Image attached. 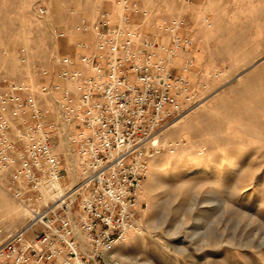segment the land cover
Masks as SVG:
<instances>
[{"label":"rangeland","instance_id":"374dc122","mask_svg":"<svg viewBox=\"0 0 264 264\" xmlns=\"http://www.w3.org/2000/svg\"><path fill=\"white\" fill-rule=\"evenodd\" d=\"M103 12L114 23L127 17L137 45L152 42L154 58L178 53L174 74H187L189 60L191 79L185 75L203 98L159 139L163 149L139 195V229L115 244V257L123 264H264V0H0V91L19 81L50 88L37 96L45 121L57 126L67 186L79 178L70 137L80 129L61 111L72 84L57 59L69 56L80 68L78 43L87 38L78 27ZM26 220L0 187V243Z\"/></svg>","mask_w":264,"mask_h":264},{"label":"built area","instance_id":"2783aa9c","mask_svg":"<svg viewBox=\"0 0 264 264\" xmlns=\"http://www.w3.org/2000/svg\"><path fill=\"white\" fill-rule=\"evenodd\" d=\"M128 23L105 12L84 20L78 29L94 40L78 43L85 51L80 68L69 56L57 59L72 84L63 89L61 111L80 129L70 137L79 175L73 185L64 183L68 170L52 135L57 126L45 121L37 96L50 88L19 81L0 91V187L27 217L0 243V264H123L113 248L139 229V195L163 149L158 141L203 102L186 73H173L175 52L154 58L152 42L137 45L139 32Z\"/></svg>","mask_w":264,"mask_h":264},{"label":"bare ground","instance_id":"6f19581e","mask_svg":"<svg viewBox=\"0 0 264 264\" xmlns=\"http://www.w3.org/2000/svg\"><path fill=\"white\" fill-rule=\"evenodd\" d=\"M120 13H121V11H120ZM122 15H123V13H122ZM121 15V16H122ZM88 41H90V40H88ZM177 54L178 53H174V55H173V64L175 65V58H176V56H177ZM188 62H190L189 60L187 61V63ZM187 63L183 66V68L182 69H185L186 71H187V74L186 75H188L189 76V78L191 79V77H190V73H191V68L187 65ZM190 65H192L191 63H190ZM188 115V114H187ZM184 119H186L185 117H183V118H181L178 122H176L174 125H173V127H176L179 123H181V122H183L184 121ZM74 169V171L76 172L77 171V168H76V165H75V167L73 168ZM77 175V174H76ZM153 176V175H152ZM151 176V177H152ZM147 181H149V180H147ZM145 182H146V180L144 181V184H145ZM148 184V183H147ZM146 186V185H145ZM201 217H198V219L196 220V222H201ZM193 233L196 235V236H198L199 234H200V232H199V229H194L193 230Z\"/></svg>","mask_w":264,"mask_h":264},{"label":"crops","instance_id":"0c3cea01","mask_svg":"<svg viewBox=\"0 0 264 264\" xmlns=\"http://www.w3.org/2000/svg\"><path fill=\"white\" fill-rule=\"evenodd\" d=\"M80 35H77L79 37ZM83 38L86 39V41L90 40L89 42H92L94 40V37L92 34H83Z\"/></svg>","mask_w":264,"mask_h":264}]
</instances>
